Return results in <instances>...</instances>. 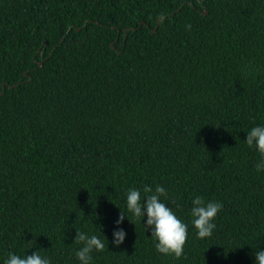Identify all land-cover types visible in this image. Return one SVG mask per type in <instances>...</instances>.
Segmentation results:
<instances>
[{
    "label": "trees",
    "instance_id": "trees-1",
    "mask_svg": "<svg viewBox=\"0 0 264 264\" xmlns=\"http://www.w3.org/2000/svg\"><path fill=\"white\" fill-rule=\"evenodd\" d=\"M261 123L264 0H0V264H76V230L102 229L95 264H255L264 173L244 140ZM145 184L189 224L180 259L126 212ZM196 196L223 204L204 240Z\"/></svg>",
    "mask_w": 264,
    "mask_h": 264
},
{
    "label": "clouds",
    "instance_id": "clouds-1",
    "mask_svg": "<svg viewBox=\"0 0 264 264\" xmlns=\"http://www.w3.org/2000/svg\"><path fill=\"white\" fill-rule=\"evenodd\" d=\"M245 133L247 135L244 143L260 157L255 170L258 174L264 173V123L257 124ZM169 199V193L163 186L157 185L153 189L152 186L145 184L142 188H129L125 193L124 203L126 212L139 220L147 232H150L156 251L161 255H173L180 259L184 255L189 239V224L178 217L173 208L164 202ZM222 209L221 202L206 201L201 196L192 199L191 226L196 230L199 239L204 240L213 236L217 228L215 221ZM126 212L120 211L113 231L112 244L117 248L124 244L127 237L122 227L125 218L133 223ZM74 244L79 245L74 253L76 264H95L94 253H102L106 248L109 249V241L103 234V229L102 235L76 230ZM254 249L255 264H264V248ZM2 264H53V262L49 256L42 255L41 250H37L26 255L10 252Z\"/></svg>",
    "mask_w": 264,
    "mask_h": 264
}]
</instances>
